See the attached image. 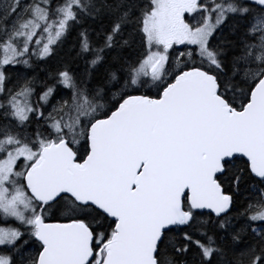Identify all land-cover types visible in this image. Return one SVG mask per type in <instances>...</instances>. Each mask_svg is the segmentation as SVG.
<instances>
[{
  "label": "snow or ice",
  "instance_id": "1",
  "mask_svg": "<svg viewBox=\"0 0 264 264\" xmlns=\"http://www.w3.org/2000/svg\"><path fill=\"white\" fill-rule=\"evenodd\" d=\"M0 264H264V0H0Z\"/></svg>",
  "mask_w": 264,
  "mask_h": 264
}]
</instances>
